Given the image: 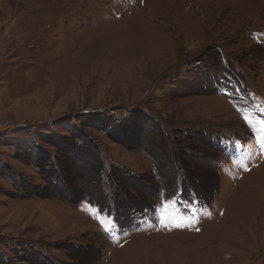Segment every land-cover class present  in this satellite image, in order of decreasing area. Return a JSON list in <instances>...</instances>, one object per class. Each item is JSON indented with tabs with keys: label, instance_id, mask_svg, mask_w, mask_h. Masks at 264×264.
<instances>
[{
	"label": "rangeland",
	"instance_id": "374dc122",
	"mask_svg": "<svg viewBox=\"0 0 264 264\" xmlns=\"http://www.w3.org/2000/svg\"><path fill=\"white\" fill-rule=\"evenodd\" d=\"M262 120L264 0H0V264H264Z\"/></svg>",
	"mask_w": 264,
	"mask_h": 264
},
{
	"label": "snow or ice",
	"instance_id": "6c2138e0",
	"mask_svg": "<svg viewBox=\"0 0 264 264\" xmlns=\"http://www.w3.org/2000/svg\"><path fill=\"white\" fill-rule=\"evenodd\" d=\"M244 119H245V121H248L247 116H245ZM248 122L251 123L250 121H248ZM259 131H260L261 133H264V120L260 121V129H259ZM165 207L167 208V205H166ZM89 211H92V210L89 209ZM96 218L99 219L98 216H97ZM101 223L103 224L104 221H101ZM161 223H165V220L162 219V220H161ZM165 226H167L166 223H165ZM173 226L176 227V228H181V227H184V224H183V222H175V223L173 224Z\"/></svg>",
	"mask_w": 264,
	"mask_h": 264
},
{
	"label": "trees",
	"instance_id": "16d2710c",
	"mask_svg": "<svg viewBox=\"0 0 264 264\" xmlns=\"http://www.w3.org/2000/svg\"><path fill=\"white\" fill-rule=\"evenodd\" d=\"M217 54V53H216ZM218 55V54H217ZM225 56V55H224ZM219 57V56H218ZM225 58H226V56H225ZM226 65H229V63H227ZM228 70V69H227ZM227 70H225V72L227 71ZM219 76H221V74L219 75ZM236 83H238L239 85H241L242 86V84H244L245 82H244V79L242 78V76H240L239 74H238V78H237V80H236ZM215 90H216V93H219V92H223V93H225V94H227L228 93V90H226L227 92H225V89H223L219 84H218V86L217 87H215ZM165 133V132H164Z\"/></svg>",
	"mask_w": 264,
	"mask_h": 264
}]
</instances>
